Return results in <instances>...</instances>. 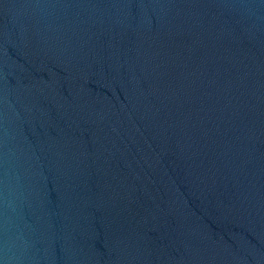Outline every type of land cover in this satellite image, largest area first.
I'll use <instances>...</instances> for the list:
<instances>
[{
	"label": "water",
	"instance_id": "1",
	"mask_svg": "<svg viewBox=\"0 0 264 264\" xmlns=\"http://www.w3.org/2000/svg\"><path fill=\"white\" fill-rule=\"evenodd\" d=\"M0 264H264V0H0Z\"/></svg>",
	"mask_w": 264,
	"mask_h": 264
}]
</instances>
